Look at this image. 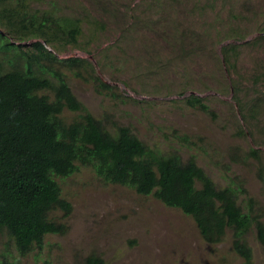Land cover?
<instances>
[{
    "label": "rangeland",
    "instance_id": "1",
    "mask_svg": "<svg viewBox=\"0 0 264 264\" xmlns=\"http://www.w3.org/2000/svg\"><path fill=\"white\" fill-rule=\"evenodd\" d=\"M9 1L17 0H0V8ZM53 1L85 20L79 44L57 53L89 58L118 94L101 92L87 74L67 70L78 98L96 115L130 125L152 146L177 150L185 160L194 156L219 186L240 184L247 192L239 201L252 197L253 213L264 221V0H28L27 5L51 8ZM36 39L14 41L26 48ZM193 95L210 111L190 104ZM63 115L68 121L78 117L68 109ZM58 180L72 209L55 208L51 217L66 229L46 234L25 255L0 229V262L16 257L20 264H88L91 255L104 264L244 261L232 246L231 231L210 242L181 208L106 181L91 167ZM248 238L255 264H263L255 229Z\"/></svg>",
    "mask_w": 264,
    "mask_h": 264
},
{
    "label": "trees",
    "instance_id": "2",
    "mask_svg": "<svg viewBox=\"0 0 264 264\" xmlns=\"http://www.w3.org/2000/svg\"><path fill=\"white\" fill-rule=\"evenodd\" d=\"M27 3L9 1L0 8V229L18 253L25 255L41 246L46 234L66 229L51 217L55 208L72 209L58 178L88 166L106 181L181 208L210 242L231 231L242 264H255L249 232L256 230L264 248V221L253 213L252 197L245 204L239 201L247 190L233 181L219 186L194 156L185 160L177 150L150 145L130 125L96 115L73 91L67 70L87 74L99 91L114 98L115 86L89 58L57 53L79 44L85 20L55 1L51 8L32 10ZM95 23L104 26L101 20ZM28 36L37 39L26 48L14 41ZM187 101L210 111L200 96ZM65 109L78 117L68 121ZM252 153L258 156L257 149ZM0 263L20 264L16 257ZM88 264L104 260L91 255Z\"/></svg>",
    "mask_w": 264,
    "mask_h": 264
}]
</instances>
